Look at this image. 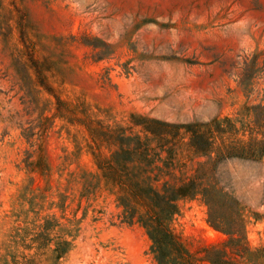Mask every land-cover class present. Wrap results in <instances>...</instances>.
Returning <instances> with one entry per match:
<instances>
[{
	"label": "rangeland",
	"instance_id": "obj_1",
	"mask_svg": "<svg viewBox=\"0 0 264 264\" xmlns=\"http://www.w3.org/2000/svg\"><path fill=\"white\" fill-rule=\"evenodd\" d=\"M259 114L264 0H0V264H161L97 163L144 118L228 117L247 142ZM164 137L150 146L199 191L176 202L167 261L264 264V155Z\"/></svg>",
	"mask_w": 264,
	"mask_h": 264
},
{
	"label": "trees",
	"instance_id": "obj_2",
	"mask_svg": "<svg viewBox=\"0 0 264 264\" xmlns=\"http://www.w3.org/2000/svg\"><path fill=\"white\" fill-rule=\"evenodd\" d=\"M145 134L125 137L133 140V147L120 146L111 156L97 163L106 185L118 187V204L123 207L122 221L132 224L138 222L146 230L153 242L152 252L158 254L161 264H173L167 261L169 252L165 246L174 237L170 229V221L177 212V200L193 197L196 189L194 177L186 174L184 162L174 163V150L166 149L167 158L161 160L163 148L151 147L152 140L162 141L165 134L175 139L181 128L189 133L188 147L196 155L211 157L220 161L229 157L260 159L264 155V114L256 116V133L249 131V140L242 142L235 138V125L228 117L213 118L204 123L175 124L152 118L142 121ZM124 139V137H121ZM230 140V141H229ZM162 161V163H158ZM180 168L182 174L177 176L175 169ZM136 205H131V200ZM145 208L138 214V205ZM218 264V263H216Z\"/></svg>",
	"mask_w": 264,
	"mask_h": 264
},
{
	"label": "bare ground",
	"instance_id": "obj_3",
	"mask_svg": "<svg viewBox=\"0 0 264 264\" xmlns=\"http://www.w3.org/2000/svg\"><path fill=\"white\" fill-rule=\"evenodd\" d=\"M196 45H197V44H196ZM183 100H184V99H183ZM176 103H178V102H176ZM176 107H177V106H176ZM176 107H175V108H176ZM189 108H190V107H189ZM175 113H177V112H175Z\"/></svg>",
	"mask_w": 264,
	"mask_h": 264
}]
</instances>
